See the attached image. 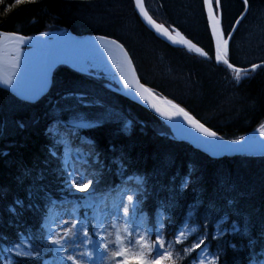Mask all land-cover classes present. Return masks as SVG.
<instances>
[{"label": "trees", "instance_id": "1", "mask_svg": "<svg viewBox=\"0 0 264 264\" xmlns=\"http://www.w3.org/2000/svg\"><path fill=\"white\" fill-rule=\"evenodd\" d=\"M223 4L222 26L233 31L242 8L243 0H221ZM149 14L153 15L166 27L179 26L186 38L191 39L213 57L208 60L199 54L189 52L185 47L173 46L158 38L138 17L132 0H0V31L18 32L22 35H36L43 31H59L68 28L76 34L98 33L118 38L128 50L137 70L140 80L153 89L159 96L179 103L191 114L207 126L218 131L227 139L245 136L261 123H264V68L250 71L247 79L235 81V73L214 59V41L211 38L207 24L206 13H202L203 0H144ZM251 9L247 18L236 26L234 38L230 40V60L237 66L249 68L250 63H260L264 59V0H250ZM88 5V8H84ZM91 13V23L82 22V15ZM220 16V9H216ZM244 74H242V77ZM111 84L108 88L106 85ZM119 85L107 76H87L71 68L67 64L58 65L52 76L49 90L35 102L23 105L12 98L10 92L0 88V152L7 151L6 157H0V189L7 191L0 194V264L10 261L17 264L20 258L9 255L3 249L20 240L19 233L27 235L35 232L42 221L32 213L24 210L20 221L24 227L18 228L16 215L8 211V205L13 197L25 196L24 186L17 185L13 177L17 174L16 162L23 159L30 163L33 153L42 152L45 137L41 129L48 124L54 125L53 139L60 141L58 153L63 166L64 154L67 151L69 164L75 161L77 152H87L90 145L82 142L80 136L87 139L114 142L117 145L134 143L141 151L143 160L134 168L125 169L122 181L118 178L115 189H102L97 195L103 202L107 198L114 199L128 187L133 189L144 179V170L154 166L163 169L162 182L170 184L177 192H182L184 198L176 207L175 225L188 226L200 230L203 223L200 216L193 212L188 217L193 204L192 189L205 188V199L208 193L223 181V195L217 200L220 213L213 212L209 231L219 235V230L230 229L235 217L229 215L224 219L225 212L232 208L242 213L251 214L253 221L264 215V156H223L212 157L190 142L173 136L171 129L156 118L151 112L131 101L116 90ZM89 91L92 98L99 99L105 106L104 110L119 113L113 117L114 123H106L96 129H85L79 133L67 126L55 125V121L45 113L59 105L75 104V99L64 100L67 92ZM79 112L85 118H95L102 110L96 107H80ZM66 116L68 114H65ZM74 118L79 119V117ZM39 119V124L32 121ZM17 120H22L27 127L21 130ZM126 132H117L124 129ZM163 133V135H161ZM113 158L118 152L110 154ZM107 162V161H106ZM55 160L52 161L54 166ZM77 167L82 162L75 161ZM192 166L189 173L188 166ZM83 170V168H81ZM95 171V169H89ZM195 177H203L197 184ZM187 178L188 187L181 188ZM130 185V186H129ZM230 186L231 190H229ZM161 193V197H163ZM55 198V197H54ZM232 199V205L227 201ZM27 203V201H25ZM145 218L155 207V198L141 205ZM165 218L168 213L163 208L158 209ZM203 214V209H200ZM57 207H51V217L57 213ZM154 219V216H153ZM184 221V225H181ZM172 237L169 236L168 239ZM251 238L256 241L254 251H261L262 245L258 229L253 228ZM249 238L237 234L222 237L219 243L234 244L241 252L234 253L230 248L225 257L227 264H249L247 246ZM211 250L217 248V241H209ZM34 245L39 241L33 240ZM180 252L183 259L178 264H191L193 253L184 254L180 246L170 249ZM199 252V249L196 250ZM238 257V259H237ZM44 259L52 260L53 254H47ZM175 259V257H174ZM259 259V257H257ZM21 264H32L30 261ZM40 264H43L41 261ZM130 264H136L135 260Z\"/></svg>", "mask_w": 264, "mask_h": 264}, {"label": "snow or ice", "instance_id": "2", "mask_svg": "<svg viewBox=\"0 0 264 264\" xmlns=\"http://www.w3.org/2000/svg\"><path fill=\"white\" fill-rule=\"evenodd\" d=\"M20 2L21 0H16L17 4ZM132 3L139 17L156 33L166 37L174 45L185 46L189 52L197 53L208 60L213 59L209 51L186 38L179 26L166 27L165 23L158 22L149 14L144 0H132ZM217 8L220 9V16L216 15ZM242 8L245 11L239 14L232 26L233 31H229L222 26L221 0H203L202 3V13L206 10L207 24L214 41V59L235 73L237 83L247 79L250 71L264 68V59L260 63H250L249 68L239 67L230 60V40L234 38L236 26L247 18L246 14L251 9L250 0H243ZM81 19L83 23L90 24L91 13H85ZM72 31L76 29L72 28ZM39 37L40 39H35L15 31H0V53L3 52L5 38L13 45L9 51L12 70L0 77V83L10 90V95L18 104L35 101L46 93L50 86V73L57 63H71L77 71L89 77H99L101 69L104 73L114 69L117 76L112 78L118 77L123 86L120 91L145 101L155 113L170 122L169 127L176 136L190 140L210 156L264 153V123H261L258 129L261 139L241 136L229 141L179 103L171 99H157L152 89L140 82L133 59L118 38L105 34L97 35L94 39H77L63 29L43 31L39 33ZM25 49L27 55L22 59ZM35 51L39 52L38 58L34 57ZM105 57L110 62L111 69ZM106 87L111 88L112 85L108 84ZM92 96L89 91L67 92L62 99L74 98L76 103L63 107L57 105L44 115L50 116L55 125L67 126L77 133L85 129L103 127L106 123H114L113 117L118 118L119 113H113L110 109L104 110V104ZM94 105L102 110L95 118H85L84 114L78 111L80 107ZM73 114L79 119L74 118ZM16 123L21 130L27 127L22 120H17ZM32 123L38 125L39 119ZM116 131L126 132L127 125L124 129ZM53 134V124L42 128L41 136L46 139L42 152L37 150L33 153L30 163H25L23 159L16 162L17 174L13 179L17 185L24 186L25 196L13 197L8 211L16 215L18 228L24 227L20 221L24 210L42 221L35 232H29L27 235L19 233L20 240L3 249L5 253L20 258L17 264L24 261H30L32 264H40L41 261L43 264H130L132 260H135L136 264H178L183 257L180 252L170 250L176 246H180L184 254H194L191 264H227L225 257L229 248L237 254L243 250L237 249L234 244L219 243L222 237L230 234L249 238V264H264V215L253 221L251 214L232 208L230 213H224V219H228L229 215L235 217L230 229H218L219 235L209 231L210 222H214L213 212L222 211L217 206V200L223 195V181L208 193L207 199L204 196V186L192 189L195 202L188 205V217H193V212H196L203 223L199 231L188 229L184 221H181L184 226L175 225L174 222L176 207L184 198V194L177 192L170 184L162 182L165 173L159 167L145 169L144 179L135 188L123 189L119 198L110 205L102 204L97 193L102 189L118 187L117 179L122 181L126 167L134 168L142 162L143 155L134 143L117 145L95 138L87 139L81 135V141L91 146L89 151L75 154V161L82 162L81 167H77L75 161L69 164L67 151L61 166L58 153L60 141L54 140ZM0 135H3L2 127ZM116 152L118 155L113 158L110 154ZM8 155L7 151L0 152V157ZM53 160L56 161L54 166ZM188 169L191 173L192 166L189 165ZM202 179L203 177H195L192 183L197 184ZM185 187H188L187 178L181 184V188ZM231 187L234 186H230L229 190ZM5 191L7 189H0V194ZM161 193L164 194L163 197ZM153 198L155 207L145 218L141 205ZM233 202L232 199L227 201L228 205ZM51 207L60 208L62 211L52 218ZM160 208L168 213L167 218L158 211ZM200 209L204 210L202 215ZM254 227L258 229L262 245L259 252L253 249L256 243L251 238ZM169 236L172 238L168 239ZM34 239L39 241L38 245L33 244ZM209 241L218 242L215 251L211 250ZM49 253L53 254L51 261L44 259Z\"/></svg>", "mask_w": 264, "mask_h": 264}, {"label": "water", "instance_id": "3", "mask_svg": "<svg viewBox=\"0 0 264 264\" xmlns=\"http://www.w3.org/2000/svg\"><path fill=\"white\" fill-rule=\"evenodd\" d=\"M136 12H137V14H138V16H139V13H138V11L136 10ZM205 12H206V10H205ZM140 19H141V21H142V23L148 28V29H150L151 31H153L154 33H155V35L157 36V37H159L160 39H162L163 41H165V42H167V43H169V44H171V45H174V44H172L171 43V41H169V40H167V38L166 37H164V36H162V35H160V34H158V33H156L155 32V30L154 29H152L148 24H147V22L146 21H144L143 20V18L142 17H139ZM210 29V28H209ZM63 30H67L72 36H74V37H76L77 39H94V37L95 36H97V35H103V34H98V33H83V34H76V33H74V32H72L70 29H68V28H65V29H63ZM22 35V34H21ZM174 35V34H173ZM111 38H114V37H111ZM121 43V42H120ZM194 43V42H193ZM175 46H180V45H175ZM181 47H185V46H181ZM199 47V46H198ZM126 49V48H125ZM127 50V49H126ZM130 55V54H129ZM131 57V56H130ZM59 64H61V63H57L54 67H53V69H52V71H51V73H50V86H51V83H52V76H53V72H54V70H55V68L59 65ZM133 65H134V63H133ZM134 67H135V65H134ZM4 75H7L3 70H2V68L0 67V77H2V76H4ZM138 75V74H137ZM141 82V81H140ZM142 83V82H141ZM50 86H49V88H50ZM0 87L2 88V89H4V90H7L8 92H10V90L9 89H6L5 88V86L2 84V83H0ZM147 87V86H146ZM49 88H48V90H49ZM47 90V91H48ZM46 91V92H47ZM122 93L126 96V97H128L131 101H133V102H135V103H138L139 105H141V106H143L145 109H147L148 111H150L152 114H154L157 118H159L161 121H163L166 125H168L169 126V123L170 122H168V121H165L164 120V118L163 117H160L157 113H155V111L145 102V101H143V100H141V99H139L137 96H135V95H133V96H128V95H126L125 94V92H123L122 91ZM154 94V93H153ZM44 94H42V96H43ZM41 96V97H42ZM40 98V97H39ZM39 98H37V100L39 99ZM37 100H35V101H37ZM35 101H31V102H35ZM186 126V125H185ZM207 126V125H206ZM170 128V127H169ZM220 134V133H219ZM221 135V134H220ZM226 140H229V141H231L232 139H227V138H225ZM190 143H191V141L190 140H188ZM194 145V144H193ZM195 147H197L196 145H194ZM198 148V147H197ZM227 155H230V156H232V155H247V156H259V155H264V153H260V152H257V153H254V154H248V153H243V154H227ZM222 157V156H221Z\"/></svg>", "mask_w": 264, "mask_h": 264}, {"label": "bare ground", "instance_id": "4", "mask_svg": "<svg viewBox=\"0 0 264 264\" xmlns=\"http://www.w3.org/2000/svg\"><path fill=\"white\" fill-rule=\"evenodd\" d=\"M35 39H40L39 36H34ZM13 47V45L7 41V39L5 38L4 40V44H3V52L0 53V67L2 68V70L8 74L12 69H11V64H10V58H9V51L10 49ZM27 55V52L26 53H23L22 54V59ZM39 56V52L38 51H35L34 52V57H37L38 58ZM105 60L106 62L108 63V65L111 66L110 62L107 61V58L105 57ZM70 65H72L71 63H68ZM139 77V76H138ZM140 79V78H139ZM141 81V80H140ZM142 82V81H141ZM143 83V82H142ZM146 85V84H145ZM147 86V85H146ZM1 88V87H0ZM153 90V89H152ZM154 96L157 98V99H165L164 97L162 96H159L157 93L153 92ZM138 104V103H137ZM141 106V105H140ZM143 107V106H142ZM144 108V107H143ZM147 110V109H146ZM150 112V111H149ZM154 115V114H153ZM155 116V115H154ZM156 117V116H155ZM157 118V117H156ZM159 119V118H158ZM160 120V119H159ZM161 121V120H160ZM163 122V121H162ZM164 123V122H163ZM165 124V123H164ZM166 125V124H165ZM168 126V125H167ZM169 127V126H168ZM178 137V136H177ZM180 138V137H179ZM258 139H261L258 138ZM224 156H230V155H224ZM232 156H242V155H232ZM259 156H264V155H259ZM223 157V156H222Z\"/></svg>", "mask_w": 264, "mask_h": 264}, {"label": "rangeland", "instance_id": "5", "mask_svg": "<svg viewBox=\"0 0 264 264\" xmlns=\"http://www.w3.org/2000/svg\"><path fill=\"white\" fill-rule=\"evenodd\" d=\"M27 52V49H25L24 50V53H26ZM9 58H10V56H9ZM10 60V59H9ZM73 67V66H72ZM108 67H109V69H111V66L110 65H108ZM103 75H105V77L107 76V78L108 79H112L113 80V78L112 77H114V76H117V74L115 73V70L114 69H111V71L109 72V73H104L103 72V70L101 69V70H99ZM115 80V82L118 84V85H120V88L122 89V84L119 82V80H118V77L116 78V79H114ZM125 125H127V127H128V122H126L125 124H124V127H125ZM258 129H259V127L258 128H256L254 131H252L251 133H249V134H247V135H245V136H247V137H256L257 139L258 138H260V135H259V131H258ZM130 186V185H129ZM127 189H128V187H126ZM119 196H120V194H118ZM119 196L118 197H116V198H114V199H111V198H107V199H105V201H103L102 202V204H111L115 199H117V198H119ZM57 211H58V213L57 214H59L61 211H62V209H60V208H57ZM56 214V215H57ZM188 229H193L192 227H188V226H186ZM7 264H11L10 263V261H7Z\"/></svg>", "mask_w": 264, "mask_h": 264}]
</instances>
